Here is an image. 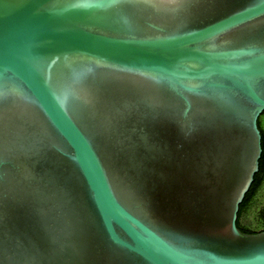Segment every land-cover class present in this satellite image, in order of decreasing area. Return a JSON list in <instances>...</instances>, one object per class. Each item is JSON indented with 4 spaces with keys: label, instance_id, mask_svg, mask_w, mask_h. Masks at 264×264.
I'll return each instance as SVG.
<instances>
[{
    "label": "water",
    "instance_id": "water-1",
    "mask_svg": "<svg viewBox=\"0 0 264 264\" xmlns=\"http://www.w3.org/2000/svg\"><path fill=\"white\" fill-rule=\"evenodd\" d=\"M264 0H0V264H264Z\"/></svg>",
    "mask_w": 264,
    "mask_h": 264
},
{
    "label": "trees",
    "instance_id": "trees-1",
    "mask_svg": "<svg viewBox=\"0 0 264 264\" xmlns=\"http://www.w3.org/2000/svg\"><path fill=\"white\" fill-rule=\"evenodd\" d=\"M259 128L261 129L262 134V154L259 160V171L254 176V181L246 193L243 202L240 204V210L238 213L237 226L245 232H260L264 230V203L258 209V218L261 221V229L258 231H250L244 227L242 224L243 217L249 212L251 207L254 205L255 201L258 198V195L264 184V130L262 129L260 122Z\"/></svg>",
    "mask_w": 264,
    "mask_h": 264
},
{
    "label": "rangeland",
    "instance_id": "rangeland-1",
    "mask_svg": "<svg viewBox=\"0 0 264 264\" xmlns=\"http://www.w3.org/2000/svg\"><path fill=\"white\" fill-rule=\"evenodd\" d=\"M259 122L264 130V114L259 117ZM264 203V184L258 195L257 200L254 205L251 207L249 212L243 217L242 224L244 227L250 231H258L261 229V221L258 218V209Z\"/></svg>",
    "mask_w": 264,
    "mask_h": 264
},
{
    "label": "flooded vegetation",
    "instance_id": "flooded-vegetation-1",
    "mask_svg": "<svg viewBox=\"0 0 264 264\" xmlns=\"http://www.w3.org/2000/svg\"><path fill=\"white\" fill-rule=\"evenodd\" d=\"M262 114H264V112H263ZM262 114H261V115H262Z\"/></svg>",
    "mask_w": 264,
    "mask_h": 264
}]
</instances>
